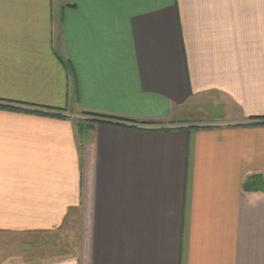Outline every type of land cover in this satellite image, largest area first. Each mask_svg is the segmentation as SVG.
<instances>
[{
  "label": "crops",
  "instance_id": "1",
  "mask_svg": "<svg viewBox=\"0 0 264 264\" xmlns=\"http://www.w3.org/2000/svg\"><path fill=\"white\" fill-rule=\"evenodd\" d=\"M65 225L27 264H264V0H0V245Z\"/></svg>",
  "mask_w": 264,
  "mask_h": 264
},
{
  "label": "rangeland",
  "instance_id": "2",
  "mask_svg": "<svg viewBox=\"0 0 264 264\" xmlns=\"http://www.w3.org/2000/svg\"><path fill=\"white\" fill-rule=\"evenodd\" d=\"M77 232L73 226L69 229V225H65L52 233L23 234L18 236L12 243L9 241L8 243L1 242L0 264H2L3 258L9 262L14 260L15 256L17 258L14 264H21L22 260L27 264L42 262V260L63 255L68 252V248L70 250V245H74ZM0 237L7 236L1 234Z\"/></svg>",
  "mask_w": 264,
  "mask_h": 264
},
{
  "label": "trees",
  "instance_id": "3",
  "mask_svg": "<svg viewBox=\"0 0 264 264\" xmlns=\"http://www.w3.org/2000/svg\"><path fill=\"white\" fill-rule=\"evenodd\" d=\"M89 116H90V115H89ZM91 118H93V119H90V120H89V123H88V125H90V124H91V122H93V121L100 120V119H98V118H95V117H91Z\"/></svg>",
  "mask_w": 264,
  "mask_h": 264
}]
</instances>
